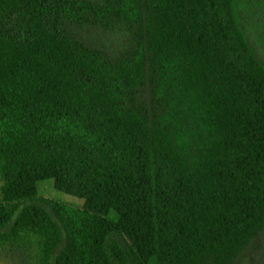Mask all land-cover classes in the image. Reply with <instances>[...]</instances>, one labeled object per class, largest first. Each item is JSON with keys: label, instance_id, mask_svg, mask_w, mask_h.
<instances>
[{"label": "trees", "instance_id": "16d2710c", "mask_svg": "<svg viewBox=\"0 0 264 264\" xmlns=\"http://www.w3.org/2000/svg\"><path fill=\"white\" fill-rule=\"evenodd\" d=\"M262 35L264 0H0V264H264Z\"/></svg>", "mask_w": 264, "mask_h": 264}, {"label": "rangeland", "instance_id": "374dc122", "mask_svg": "<svg viewBox=\"0 0 264 264\" xmlns=\"http://www.w3.org/2000/svg\"><path fill=\"white\" fill-rule=\"evenodd\" d=\"M260 44L262 45V49L264 51V35L260 36ZM39 192L41 195L48 197V198L57 199V200L63 201L65 203H68V204H71L77 207L82 206L81 201L59 193L55 189L54 183L52 181H46V182L39 184Z\"/></svg>", "mask_w": 264, "mask_h": 264}]
</instances>
